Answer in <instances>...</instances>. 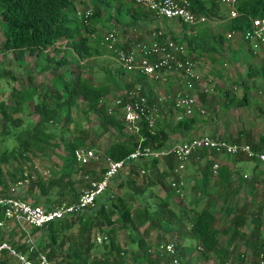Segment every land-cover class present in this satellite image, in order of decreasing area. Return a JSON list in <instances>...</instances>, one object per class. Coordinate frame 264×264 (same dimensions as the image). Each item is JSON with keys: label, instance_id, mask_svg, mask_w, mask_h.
<instances>
[{"label": "trees", "instance_id": "1", "mask_svg": "<svg viewBox=\"0 0 264 264\" xmlns=\"http://www.w3.org/2000/svg\"><path fill=\"white\" fill-rule=\"evenodd\" d=\"M112 1L114 0H0V26L4 35L1 50L11 51L18 60L24 59L27 54L36 55L40 62L44 61L43 64L38 61L36 69L48 77V81L42 85L36 83V76L31 75L30 85L27 88L20 90L13 88L9 100L0 101L2 131L6 130L9 133L7 128L9 123L20 125L19 113L23 112L27 106L29 113L39 115L37 121L31 122L23 129L13 133L17 143L11 148L5 146L0 151V185L2 186L0 194L9 192L7 189L11 182L16 184L28 178L32 183L23 196L32 197L37 203L53 207L63 201L76 202L79 199L80 193L74 187L73 174L84 166L78 164L74 152L76 148L85 146L86 143L84 139L78 144L71 140L52 141L53 136L47 131V125L70 123L73 110L81 106V101L88 105L89 110H93L98 115L101 127L105 131L113 128L121 131L124 122H121L118 114L108 112L109 103L105 100V96L109 93L108 86H98L86 80L82 70L70 72L64 68L72 62L80 65L81 59L87 60L104 51L115 53L100 44L97 40L98 34L91 38L92 34H96L98 24L103 21L105 5L106 7L110 6ZM190 7L196 13H203L210 17V15H218L220 3L218 0H190ZM123 8L126 9V12H123ZM238 9L239 14L230 20V28L245 32L251 27L252 17L264 16V0H242ZM152 13H154L152 10L138 6L132 0L131 4H127L125 1L118 2L115 16L119 22H124L125 17L129 15L131 24H136L140 20L150 17ZM184 24L188 25V23ZM185 33L184 40L192 49L217 51L224 48L226 40H230L225 34H212L206 27L198 28L195 34ZM249 48L255 50L252 44L249 45ZM234 50L239 55L244 52L241 47ZM247 63L249 77L252 79L261 78L264 81V62L257 65L247 60ZM139 76L142 77V75ZM228 89L224 90L227 101L235 102L237 97L230 96L232 90ZM249 99V92H245L237 103L250 105ZM16 114L18 115L15 116ZM199 114L203 113L195 112L191 116H184L170 128L162 125L160 118L154 125L143 118L140 121L141 127L138 133L127 134L122 139L113 141L103 157L109 156L121 160L130 156L138 147L165 148L171 144V134L179 132L185 135L200 127L203 120ZM240 139V137H236L233 140ZM245 141L251 142L254 149L264 151V131L260 134L258 141L254 142L250 136ZM57 147H61L63 152H56ZM51 150L58 154L61 163L52 168V177L49 179L40 175L37 179L32 180V176L25 170L22 161L14 168L4 170L3 164L8 161L9 156L15 155L20 158L31 152L40 151L47 154ZM195 154L204 160L205 165L200 171L199 182H196L194 186L195 189H199L200 193L205 194L212 177L214 163L211 158H208L207 150L202 149ZM231 156H233V160L234 158H246L244 155ZM150 161H152L151 165ZM150 161L142 157L128 160V174L134 175V171L144 163L147 167L152 166L154 173V177L148 176L149 173L142 174L141 176H144L143 183H139L133 177L130 180L134 185L133 191L128 190L123 196L113 192H104L97 198L94 206L85 208L76 216L55 220L40 229H35V232L39 230L49 237L46 244L37 241L38 247L47 254L54 264H58L54 259L59 255H62L63 260L72 256L76 264H86L95 245L94 242H89L96 225L102 231L104 223L113 225L121 222V226H133L137 222L140 225H145L143 234L146 235L152 229H159L162 233L160 235L162 241L166 233L175 229L178 222L189 218L188 231L192 238L197 239L196 247L204 257L209 258L216 255L217 264H244L247 260L245 252L241 253L238 250L235 240L246 236L245 227L248 217L255 215L256 222L246 239L248 247L252 249V256L249 257V260L254 262L258 255L264 252V235L261 232V228L264 227L261 213L263 207L254 211L252 209V204L255 203L254 198L250 202L244 201L237 205L229 224L222 228L216 225L217 199L215 200L209 195L207 196L209 200L189 217L185 215L182 208L178 212L172 209L169 194L160 198L156 207H151L156 201L147 202L143 196L144 192L147 189H152L158 181H163L173 173L175 160L172 156L165 158L166 166L162 170L158 167L159 159L152 158ZM256 162L251 179L236 171L237 179L235 181L231 178V169L228 165L219 166L216 175L218 177L217 186L221 188L219 198L225 197L221 209L224 211L229 209L243 184H249L250 191L256 193L255 185L258 180L256 173L259 163ZM8 176L10 180H8ZM24 184L27 183L24 182L22 185ZM120 184L125 185L124 182ZM53 193L67 197L62 200L57 198L59 202L56 203L57 200L52 198ZM203 199L202 196L199 197L196 204L198 205ZM133 201H137V204L134 205ZM2 217L3 215L0 214V219ZM76 224L79 225V233L75 241L81 240V244L76 247L75 242H71L64 254L65 234H68ZM221 233L228 235L232 233L231 239L226 244L222 243L220 239ZM105 235H107V239L102 243L110 253L117 252L121 255L125 252V248L116 238L115 228L107 230ZM4 239L5 231L0 227V242ZM94 241H96L95 237ZM175 244L179 250L180 243L175 242ZM138 245L142 249V254L136 256L134 264H170L169 259L163 258L160 253L157 256L149 253L150 248L145 242L144 236L138 238ZM17 248L24 252L29 251V246L25 242H18ZM35 254L34 251L30 252L31 256ZM178 255L180 263L183 264L181 254L178 253ZM93 260V264H125V260L117 263L110 262L107 260V254L104 258ZM0 264H11V259L2 257Z\"/></svg>", "mask_w": 264, "mask_h": 264}, {"label": "rangeland", "instance_id": "2", "mask_svg": "<svg viewBox=\"0 0 264 264\" xmlns=\"http://www.w3.org/2000/svg\"><path fill=\"white\" fill-rule=\"evenodd\" d=\"M120 1L121 0H114L110 6L106 7L105 5V9L103 11V21L98 24L96 34L91 35V38H94L98 34L99 37H97V40H99L101 45H103L102 42L104 35L111 28L116 30L120 39L118 41L120 45L122 42H130L129 46L121 45L126 50L140 48L144 44H149L152 41L151 38L153 39V34L156 30H168L167 35L169 36H173L172 28L175 27L184 32H190L191 34H195L197 31L196 28L198 27H191L179 21L169 20V22H165V20H163L165 18L155 12L148 17V21L141 22L139 24L129 23L126 17L124 22H119L116 19L115 13L117 10V3ZM126 1L129 2L130 0ZM222 13L223 17L229 15V12L227 11H222ZM214 16L218 15H210L209 18ZM157 20L164 22L162 27L157 25ZM135 27L136 30H134ZM3 38L4 35L0 26V101H8L13 88L20 90L27 88L30 85L29 81L31 75L36 76V83L42 85L48 81V77L46 74L44 75V73L36 69L37 62H40L36 55L27 54L24 59L18 60L13 56L11 51H2L1 42ZM183 41L187 46L189 54L197 61L196 71L199 74V77L197 79L198 81L195 82L196 87L192 89V93L195 95L197 102L205 109V113L199 114L203 122L201 123L200 128L193 132V135L197 136L203 133H210L227 139L240 137L243 140L250 136L254 142L258 141L260 134L264 131V81L261 78L252 79L249 77L247 60L257 65L263 63L264 55L259 51L263 46L254 51L249 48V44L243 41L240 35H237L230 40H226L224 48L217 51H206L201 48L192 49L187 41ZM237 47L243 48L244 52L240 55L236 54L234 49ZM40 63L43 64L44 61H41ZM64 68L68 69L70 72L73 70H82V74L86 80L98 86H108L109 93L105 96V100H107L110 105L119 97L127 98L130 91L135 89L138 85H141V90H139V92L142 94L145 92H152L150 94L154 95L157 93L160 94L164 91V85L158 82L154 83L156 84L154 85L150 81L143 80V78L139 76L140 74L125 71L119 65L115 55L109 51H104L102 54L90 57L85 60L84 64L77 65L72 62ZM181 75L180 77H177L179 82L180 79H182V81L184 79V76L182 75V77ZM177 87L178 86L174 89ZM227 88H229L228 90H232L230 96L237 97L235 102L229 103L227 101L224 93V90ZM171 92H173V89ZM245 92H249V100L251 104L239 105L237 101L244 95ZM195 112H199V109ZM162 113V117L160 118L161 120H164V123L161 124L166 127L169 126L168 128H170V126H173L176 121L179 120V115L182 113V110L176 109L171 103L166 102L162 106ZM1 114L2 113L0 111V151L5 146L11 148L15 143H17L13 134L15 131L23 129L29 123L35 122L39 118L37 113H29L27 106L24 108L23 112L19 113L21 118L20 125L9 123L7 126L9 130L8 133L6 130L2 131ZM117 114L121 120L120 111H118ZM17 115L18 114L15 116ZM121 122L123 121L121 120ZM123 124L124 125L121 131L117 128L105 131L103 127H101L98 115L93 110H89L88 105L81 101V106L78 109L73 110V117L70 123L65 125H47V131H49V133L53 136L52 141L56 140V142H63L71 140L78 144L84 139L86 145L82 147H92L102 154V160L90 163L73 174L74 187L78 193L81 194L82 191L88 187V179L84 178L86 173H89L91 177H97L99 176V173L103 171L105 167L103 156L109 145L113 141L122 139L125 135L133 133V129L129 125L125 122ZM55 151L62 153L63 149L61 147H57ZM234 160L235 162H241V165L240 167L232 168L231 174L233 181L237 179L236 171H239L240 174L244 176L247 173L248 178L251 179V176L254 174L253 167L256 160H250L249 158H234ZM20 161H22V165L25 170L32 176V180L37 179L40 175L47 179L51 178L52 168L56 164L61 163L58 154L54 153L52 150L47 154L37 151L36 153L31 152L25 157L20 158L15 157V155L9 156L8 161L3 164L4 170L14 168L20 163ZM212 161L214 163L213 158ZM247 163L250 170L248 169ZM143 165H145V163L140 165L137 170L134 171V175L128 174L129 170L124 169V171L120 172V174H118L117 177L111 181L105 192H113L123 196L126 191H133L134 185L130 182V180L134 177L139 183H143L142 180L144 179V176H141V169L144 167ZM204 165V160H197L195 158H192L188 160V162L184 163L182 168V175L186 182L184 196H177L171 187H169V181L173 177V173L163 179V181H158L157 185L153 186L152 189H147L143 196H145L147 202L155 200L156 202L151 207H156L159 199L164 197L166 194H169L170 206L172 209L178 212L182 208L185 215L189 217L195 210L203 206L206 201L209 200L207 197L208 195L216 200L219 198V194L221 192V188L217 186L218 177L213 173L205 194L200 193L199 189H195L194 180H196V176L199 174H197L196 171L200 172ZM165 166L166 165L159 169L162 170ZM257 166L258 168L256 174L258 180L255 185L256 193H252L250 191L249 184H243L241 190L236 196V200L229 207V209L226 210L225 214L221 215L223 210H220L218 206L215 208V214L217 217L216 225L219 228L229 224L234 208L237 205L242 204L244 201L250 202L252 198L255 200V203L252 204V209L254 211L263 207L261 213L264 220V163L259 162ZM148 168L151 170L148 176L154 177L152 166H149ZM137 173L139 174L136 175ZM8 180H10L9 176ZM121 182H124L125 185L120 184ZM196 182H199V179ZM31 183L32 182L30 180L24 185L11 182L7 191L14 190L15 193L24 194ZM0 189L2 190L1 185ZM201 196L204 199L197 205L196 200ZM66 197L67 196H58V194L55 193L52 194V198H55V200H57V198L62 200ZM58 202L59 201L57 200L56 203ZM133 202L134 205L137 204V201ZM255 222L256 216H249L247 226L245 227L246 236L235 240L238 250L241 253L245 252L247 258L252 256V249L248 247L246 239ZM189 226V218L184 219L182 222H178L175 229L166 233L163 240L171 239V241L180 243L178 252L181 254L183 264H217V257H204L201 252L198 251L196 247L197 239L192 238L188 231ZM78 227L79 225L76 224L74 228L68 232V234H65L66 244L63 247L65 249L63 250L64 254L67 252V247L71 242H75L76 247L81 244V240L75 241L79 233ZM144 227L145 225H140L137 222L133 226H121V222H117L113 225L104 223L101 231V229H99L96 225L92 232L91 241L89 242H94L95 245L91 250V257L86 264H93V259L104 258L106 254L107 260L110 262L117 263L121 260H125V264H134L136 256H140L142 254V249L138 245V238L140 236H144L145 242L150 248L149 253L157 256L159 254V251H157V245L161 242L160 235L162 233L156 228L152 229L149 234L146 235L143 234ZM111 228L116 229V238L120 242L121 246L125 248V252L121 255L117 252L110 253L109 250H107L108 248L104 247V243L94 241L95 234L100 232L105 234L106 231ZM4 231L5 239H9L10 241H13V243L19 242V232H8L9 229ZM261 232L262 235H264V227L261 228ZM228 236H232V233L229 235L221 233L220 239L222 243L227 241L229 238ZM35 237L37 241H42V244H46L49 241V237L41 231H37L35 233ZM54 260H56V263L58 264H76L72 256H69V259L63 260L62 255H59V257Z\"/></svg>", "mask_w": 264, "mask_h": 264}, {"label": "built area", "instance_id": "3", "mask_svg": "<svg viewBox=\"0 0 264 264\" xmlns=\"http://www.w3.org/2000/svg\"><path fill=\"white\" fill-rule=\"evenodd\" d=\"M138 6L145 7L153 12L166 17L175 18L181 22L191 25L208 22L210 18L203 13H196L190 7V0H133ZM228 6L229 17L235 18L239 14V0H218ZM153 39L149 44H144L140 48L126 50L117 45L118 34L111 28L104 35L103 44L114 55L119 65L131 73H143L153 79H160L164 71L179 72L185 77V89L180 90L172 101L174 108L182 110L179 119L184 116H191L199 109L204 113L205 109L197 102L192 89L196 87L199 74L196 71L197 61L189 54L184 42L177 41L165 35L163 30H156ZM240 35L242 39L250 42L254 48H259L264 44V16L251 18V27L245 32L231 30L227 35ZM86 60V59H85ZM85 60L81 59V64ZM141 86H136L130 91L127 98L119 97L108 106L110 114L121 113V120L133 129V133L140 130V121L145 118L151 125L162 117V107L152 104L147 95L139 92ZM163 98H160L161 103ZM161 119V118H160ZM216 152L225 155H244L245 157L264 163V152L253 148L252 144L240 139L233 140L210 133H203L192 136L184 141L174 142L161 149L151 146L138 147L125 159L117 160L105 156V167L97 177H91L89 173L84 175L88 179V187L82 191L76 202L63 201L47 207L44 203H37L32 197H25L23 194L15 193L14 190L0 194V227L4 230L19 232V242H25L29 246V251H21L17 248V243L9 239L0 242V258L8 257L11 264H54V262L44 253L37 244L35 229H40L44 225L59 219L71 218L79 212L94 206L97 198L105 192L111 181L117 177L124 169H129L128 160L144 158L150 161L157 158L159 161L172 156L175 160L173 177L170 179V187L177 196L185 195L186 182L182 175L184 163L199 150ZM75 157L80 166H86L93 162L102 160V154L92 147H78L75 149ZM151 165V162H149ZM142 174L150 172V168L143 165ZM220 164H213V173L218 174ZM29 182V179L21 180L18 183ZM39 231V230H38ZM107 239L104 233H97L95 240L102 243ZM34 251V256L30 252ZM157 251L163 258H167L170 264H181L178 248L174 241L163 240L157 245ZM244 264H264V252H261L253 262L249 259Z\"/></svg>", "mask_w": 264, "mask_h": 264}, {"label": "crops", "instance_id": "4", "mask_svg": "<svg viewBox=\"0 0 264 264\" xmlns=\"http://www.w3.org/2000/svg\"><path fill=\"white\" fill-rule=\"evenodd\" d=\"M121 1H125L127 4H131L132 3V0H130L129 2L128 1H126V0H121ZM120 1V2H121ZM206 1H210V0H206ZM240 1H242V0H239V3H240ZM220 3V2H219ZM239 5V4H238ZM222 11H227V12H229V8H228V6H226V5H224V4H222L221 3V5H220V8H219V13H218V16H214V17H211L210 18V20L208 21V22H205V23H201V24H196V25H191V24H188L189 26H191V27H198V28H202V27H206V28H208L209 30H210V32L212 33V34H217V33H222V34H225V35H228L229 34V32L231 31V28H230V20H231V18L229 17V15L228 16H225V17H223V13H222ZM123 12H126V9L125 8H123ZM165 19H163V20H165V22H169V20L170 21H179V22H181L180 20H178V19H175V18H166V17H164ZM126 19H127V21L129 22V23H131L130 22V20H131V17L129 16V15H127L126 16ZM146 21H148V18L147 19H143V20H140L138 23H136V24H139V23H141V22H146ZM157 25H159V26H163V24H164V22H161V21H159V20H157ZM183 24L185 23V22H182ZM177 24V23H176ZM198 28H196V29H198ZM134 30H136V27H135V29ZM161 30H163V32L165 33V35L166 36H168V37H171V38H173V39H175V40H177V41H181V42H184L183 40H184V38H185V32L184 31H182V30H180L179 28H177V27H175V28H172V35L173 36H169V35H167V31L166 30H164V29H161ZM187 34H191L190 32H187ZM235 36H237V35H233V36H231L230 37V39H232V38H234ZM120 40V39H119ZM151 40H152V38H151ZM132 41V40H131ZM129 43L130 42H128V43H124V42H122L121 43V45H128L129 46ZM249 45H251V43L250 42H247ZM103 44V43H102ZM104 45V44H103ZM120 45V43H118V46L119 47H122V48H124L123 46H121ZM105 46V45H104ZM261 46H263V47H261ZM259 48H260V52H261V54H263L264 55V44L263 45H261ZM255 50L257 49V48H254ZM254 50V51H255ZM258 51V50H257ZM264 57V56H263ZM136 74H140V75H142V78H143V80H146V81H150L152 84H154V83H156V82H158V83H160V84H162V85H164L163 87H164V91H162V93H157V94H154V95H152V94H150V93H152V92H145V94L147 95V97H148V99L150 100V102L152 103V104H158V105H160L161 107L166 103V102H169V103H171L172 104V106H174V103H173V101H172V98L176 95V94H178V92L180 91V90H184L185 89V77H184V79H183V81H182V79H180V82L177 80V77H180V75H181V73H179V72H171V71H164L163 73H162V75H161V78L160 79H153V78H151V77H149V76H146L145 74H143V73H136ZM183 75V74H182ZM181 75V76H182ZM184 76V75H183ZM182 76V77H183ZM154 85H156V84H154ZM138 86H141V85H138ZM176 86H178L176 89H174ZM180 87V88H179ZM173 89V92H171V90ZM160 98H163L162 99V101H161V103H159V101H160ZM163 114V113H162ZM163 121V122H162ZM161 122L162 123H164V120L162 119L161 120ZM200 127H198L197 129H199ZM197 129H194V130H191V131H189V132H187L185 135H183V134H181V133H179V132H175L174 134H171V136H170V142L171 143H174V142H179V141H184L185 139H188V138H190V137H192V136H194L193 135V132H195ZM178 138V139H177ZM209 157L212 159L213 158V160H214V163H216V162H218L220 165H223V164H225V165H228L229 167H230V169L232 170V168H234V167H240V165H241V162H235V160H233V156H231V155H225V154H218V153H216V152H209ZM197 159V160H203L202 158H200L199 156H197L196 154H194L190 159ZM247 158V157H246ZM189 159V160H190ZM250 160H252V159H250ZM166 163H165V160H162V161H159V163H158V167L159 168H163V166L165 165ZM255 164H256V161H255ZM255 164H254V167H255ZM247 166H248V169H249V165H248V163H247ZM254 167H253V171H254ZM250 170V169H249ZM197 172V176H196V180H194L195 181V183H196V181L199 179V177H200V172L199 171H196ZM256 172V171H255ZM214 174V173H213ZM215 175V174H214ZM246 176L248 175L247 173L245 174ZM231 178H232V175H231ZM237 196V195H236ZM224 200H225V197H222V198H218L217 199V206H218V208L220 209V210H223V209H221V207H222V205H223V202H224ZM226 213V211H222V213H221V215H223V214H225ZM229 237V236H228ZM231 237L232 236H230L228 239H227V241L224 243V244H226L227 242H228V240L229 239H231ZM213 257H216V255H213ZM245 257H246V255H245ZM246 259H249V258H247L246 257Z\"/></svg>", "mask_w": 264, "mask_h": 264}]
</instances>
